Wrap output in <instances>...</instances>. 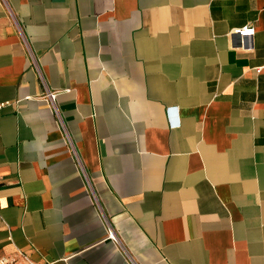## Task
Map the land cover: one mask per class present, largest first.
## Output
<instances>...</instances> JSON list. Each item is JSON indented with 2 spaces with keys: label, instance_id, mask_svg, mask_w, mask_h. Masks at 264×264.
<instances>
[{
  "label": "crops",
  "instance_id": "0c3cea01",
  "mask_svg": "<svg viewBox=\"0 0 264 264\" xmlns=\"http://www.w3.org/2000/svg\"><path fill=\"white\" fill-rule=\"evenodd\" d=\"M0 102V260L264 264V0H0Z\"/></svg>",
  "mask_w": 264,
  "mask_h": 264
},
{
  "label": "built area",
  "instance_id": "2783aa9c",
  "mask_svg": "<svg viewBox=\"0 0 264 264\" xmlns=\"http://www.w3.org/2000/svg\"><path fill=\"white\" fill-rule=\"evenodd\" d=\"M11 16L13 17V14L10 12ZM254 27L252 25H246V26H242L239 28H234L231 30L230 35H236L239 38V44H237L236 46L234 45L233 47L236 49H244L246 51H251L253 49V47L251 46V38L254 35ZM248 45V46H246ZM31 55V54H30ZM31 60L32 63L35 62V59L33 58V55H31ZM56 95L57 92L55 90H51L48 87L45 86V90L42 93V98H44L48 104V106L53 110V111H57V107H56ZM3 105L2 102H0V108ZM57 113V112H56ZM66 143L68 145L69 151L72 155V157L75 160L76 166H77V170L82 174V176L85 179L86 182V186H87V191L91 192L92 194H94L93 190H92V184L90 181V178L88 177L87 172L85 171V167L83 165V161L78 153V150L75 146V144L72 142V140L70 139V137L68 136V134H66ZM105 218V217H104ZM106 220V218H105ZM106 232H107V237L112 240L115 243H119L118 238L113 230V228L110 226V224L108 223V221L106 220ZM129 263L130 264H136L135 262H133L130 258H129ZM0 264H19L16 260H9V259H1L0 260ZM32 264V263H31Z\"/></svg>",
  "mask_w": 264,
  "mask_h": 264
}]
</instances>
